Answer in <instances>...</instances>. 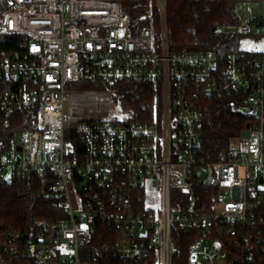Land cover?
<instances>
[{
	"label": "built area",
	"instance_id": "1",
	"mask_svg": "<svg viewBox=\"0 0 264 264\" xmlns=\"http://www.w3.org/2000/svg\"><path fill=\"white\" fill-rule=\"evenodd\" d=\"M145 1L147 21L138 25L119 0H0V32L28 36L24 55L0 52V112L5 124L18 112L40 121L0 141V175L53 169L52 191L65 211L26 238L8 231L0 264H87L82 249L99 222L127 235L103 248L122 258L155 251L159 264H174L177 226L203 235L189 249L190 264L264 261V50L228 53L223 63L212 51H172L168 0ZM235 30L264 36V16L242 19ZM118 81L159 88V117L115 115L110 86ZM82 83L109 87L76 86ZM238 89L255 120L229 159L206 161L198 100ZM144 179L161 193L157 213L145 197L143 207L132 205V190L145 195ZM195 185L213 193L211 206L173 197Z\"/></svg>",
	"mask_w": 264,
	"mask_h": 264
},
{
	"label": "trees",
	"instance_id": "2",
	"mask_svg": "<svg viewBox=\"0 0 264 264\" xmlns=\"http://www.w3.org/2000/svg\"><path fill=\"white\" fill-rule=\"evenodd\" d=\"M123 11L128 13L131 22L146 23L145 0H119ZM238 0H168L167 19L172 51H212L218 54L223 63L228 53L243 52L238 46L242 37L235 26L242 20L237 10ZM1 22V16H0ZM28 36L0 32V52L24 55ZM248 55L256 51H244ZM81 88H107L100 83L77 84ZM0 87H4L0 81ZM114 102L120 107L127 121L148 122L161 112V92L151 83L118 81L110 86ZM247 93L238 89L233 94L213 95L198 100L204 111V121L199 141V156L206 161L229 159V152L235 140L247 134L249 125L255 118L245 111ZM5 116L0 112V141H7L19 130L38 128L37 113L18 112L5 124ZM67 139L81 145L77 133H67ZM72 157V156H70ZM56 181L53 169L44 174L0 175V244L8 231L17 230L24 234L38 231L42 223H55L65 216L59 198L53 193ZM132 205L143 207L144 195L140 190H132ZM185 204L195 201L199 206H211L214 195L195 185L188 193H176ZM127 235L121 229L99 222L93 226L90 241L82 249V261L89 264H159L158 255L152 251L143 258H122L103 248ZM200 231H183L174 227V238L179 252L174 264H190L189 249L201 239ZM96 260H93V257ZM264 264V261L262 262Z\"/></svg>",
	"mask_w": 264,
	"mask_h": 264
},
{
	"label": "rangeland",
	"instance_id": "3",
	"mask_svg": "<svg viewBox=\"0 0 264 264\" xmlns=\"http://www.w3.org/2000/svg\"><path fill=\"white\" fill-rule=\"evenodd\" d=\"M237 10L242 17V19H252L255 15L264 16V0H238ZM240 50L244 51H263L264 50V36L260 34L253 35H242L238 42ZM115 115L118 117H124L125 115L121 111L120 107L116 104ZM238 144V141H234ZM10 177V174H7ZM145 180V198L150 207H152L155 212L160 207L161 204V193L156 187L155 181L153 179ZM176 198V195H173ZM80 214V213H78ZM56 264H70L64 260L56 262Z\"/></svg>",
	"mask_w": 264,
	"mask_h": 264
},
{
	"label": "water",
	"instance_id": "4",
	"mask_svg": "<svg viewBox=\"0 0 264 264\" xmlns=\"http://www.w3.org/2000/svg\"><path fill=\"white\" fill-rule=\"evenodd\" d=\"M79 180H81V177L79 176ZM261 181H262V178H261ZM27 237V235L25 234V235H23V238H26Z\"/></svg>",
	"mask_w": 264,
	"mask_h": 264
}]
</instances>
